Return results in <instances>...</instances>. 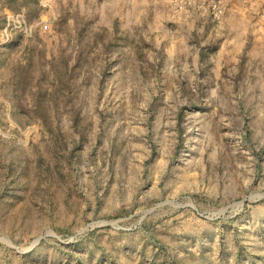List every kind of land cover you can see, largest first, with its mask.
<instances>
[{"label": "rangeland", "instance_id": "374dc122", "mask_svg": "<svg viewBox=\"0 0 264 264\" xmlns=\"http://www.w3.org/2000/svg\"><path fill=\"white\" fill-rule=\"evenodd\" d=\"M0 264H264V0H0Z\"/></svg>", "mask_w": 264, "mask_h": 264}]
</instances>
